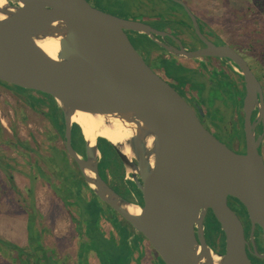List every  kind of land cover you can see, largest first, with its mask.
<instances>
[{
  "label": "water",
  "instance_id": "95a60500",
  "mask_svg": "<svg viewBox=\"0 0 264 264\" xmlns=\"http://www.w3.org/2000/svg\"><path fill=\"white\" fill-rule=\"evenodd\" d=\"M183 6L180 0H171ZM206 48L168 52L191 59L226 57L240 68L245 82L242 103L245 152L219 142L156 75L130 43L125 31L153 39L156 30L140 21L124 20L92 7L86 0H4L0 5V82L43 92L63 118V144L86 187L103 204L140 233L163 264H252L246 254L243 226L227 198L242 205L250 224L264 236V162L258 149L264 126L261 88L245 61L230 47L215 46L201 35ZM57 41L50 55L40 42ZM257 115L250 121L251 113ZM99 118L103 127L118 125L129 133L113 143L96 136L93 144L74 114ZM78 126L84 157L71 146V127ZM264 129V128H263ZM106 141L135 179L143 206L126 201L98 173L97 140ZM126 149L128 154L125 153ZM139 209L138 214L130 208ZM210 211L223 234L224 252L205 242L203 220Z\"/></svg>",
  "mask_w": 264,
  "mask_h": 264
},
{
  "label": "rangeland",
  "instance_id": "374dc122",
  "mask_svg": "<svg viewBox=\"0 0 264 264\" xmlns=\"http://www.w3.org/2000/svg\"><path fill=\"white\" fill-rule=\"evenodd\" d=\"M90 1L96 7L124 20L162 16L169 23L174 22V14L186 16L184 9L171 0ZM183 1L188 4L190 10L201 19H205L226 42L236 44L239 51L253 66H259L262 60L264 63V55H262L264 52V0ZM130 36L135 48L142 56H147L149 51L158 49L144 35ZM167 63L165 59L160 61V65L170 73L169 75L174 76L178 83H186L205 103L208 97L205 95L206 89L202 87L201 77L198 80V76L195 77L192 72L176 71ZM13 89L17 92L7 90L0 85V196H2L0 210L5 211L6 214L3 216H23L20 218L23 223L28 214V224L31 225L27 228L24 223L22 244L17 246L13 244L22 249L21 254L0 243V264H36L35 258L38 257L41 258L42 263L56 264L55 261L49 262L46 258L54 256L58 261L61 260L64 250L71 252L72 249L69 247L74 241L82 246L83 252H86L88 247L82 244V238L75 237L76 207L94 222L93 227L87 224L88 228H85L84 233L88 232L95 238L96 236L104 237L102 229H99L100 225L98 226L103 218L114 227L122 243L124 234L118 232L119 228L113 221L109 218L105 219L106 215L113 214L111 209L94 196L92 203H87L85 194L89 190L83 186L82 195V188H80L82 185L78 183V179L74 180L70 173L66 174L61 158L55 155L58 151L62 153L63 149L60 138L62 126L60 124L56 126L57 122L51 118L52 125L60 133V136L56 135L49 118L41 113L47 110L37 105H34L35 109H32L22 96L25 92L18 88ZM214 106L215 109L220 107L216 103ZM100 149L103 150L102 147ZM113 165V156L106 152L105 161L100 164V169L111 170ZM7 174L10 175V180ZM103 207L105 212L101 214ZM244 225L247 232L248 225L247 223ZM104 227L108 228L106 225ZM54 229L58 234L63 233V230L67 231L65 246H63L64 241L58 244V240L62 239L53 234ZM35 234H39V238L35 239ZM217 237L219 241L215 246L220 247L222 236L219 233ZM1 239L7 242L0 236ZM96 241L94 240L91 245L98 260L100 259L103 264H128L129 255L126 253L115 260L107 261L97 247ZM129 249L130 252L133 251L132 247ZM156 263L161 264L158 261ZM66 264L72 263L68 261Z\"/></svg>",
  "mask_w": 264,
  "mask_h": 264
},
{
  "label": "flooded vegetation",
  "instance_id": "af4514ba",
  "mask_svg": "<svg viewBox=\"0 0 264 264\" xmlns=\"http://www.w3.org/2000/svg\"><path fill=\"white\" fill-rule=\"evenodd\" d=\"M92 7L110 14L95 5L92 4L90 0H86ZM145 2L146 0H142ZM183 3V6L180 5L184 11L186 16H182L179 14H174V22L170 21L169 23L162 16H153L149 18H140V19H129L132 21H140L152 29L156 30L159 34H153V39L148 37L147 35L125 31L130 43L135 48L133 41L131 39L132 34L134 35H144L147 40H149L152 44L158 47L157 50H151L149 53L142 56L144 62L149 66V68L158 75L162 80H164L169 87L178 95L181 100L189 107V109L193 112L197 119L200 120L202 125L222 144H224L230 150L236 153H244L245 152V141H244V133H243V120L244 114L242 110L243 98L245 95V82L244 78L241 74V70L239 66L231 59L226 57H214V56H200L197 58L186 59L179 57L178 55L172 54L165 50L162 46H160L157 42L163 44L166 47L175 48L177 50L183 49L184 51H198L206 48L205 42L196 34L195 29L192 25V21L188 16L187 11H189L197 22V26L200 32V35L210 44L215 46H228L233 51H235L247 64L250 71L255 76L259 86L261 88V93L263 97L264 103V63L263 60L259 62V66H253L252 63L248 61L246 56H244L236 44L231 42H226L221 35H219L212 26H210L205 19H201L197 14H195L192 10H190L188 4L180 0ZM176 3V2H175ZM112 15V14H111ZM117 17V16H116ZM135 50H137L135 48ZM138 52V51H137ZM264 55V52H262ZM166 63H169V66L174 68L176 71L185 70L186 72H192L195 77L198 76V80L201 77L202 87L205 88V95L207 98L206 102L203 103L199 96L196 94L194 90L188 87L186 83H178L174 76L169 75L170 73L166 72L164 67L160 65V61L164 60ZM167 63V64H168ZM257 69V70H256ZM200 75V76H199ZM0 85L7 90L15 91L13 88H18L24 91L22 94L25 98V102L31 107L32 105H37L38 107H44L47 111L42 112L47 118H49V122L52 125L51 118L57 122V126L59 124L62 126L63 118L61 112L56 108L51 97L43 92L31 89H22L19 87L7 85L5 83L0 82ZM216 88V89H215ZM215 89V90H212ZM17 92V91H15ZM19 93V92H18ZM210 96V97H209ZM28 99V100H27ZM219 105L218 109H215L214 104ZM32 108V107H31ZM33 109V108H32ZM257 115V109L255 108L251 113L250 121H253ZM49 116V117H48ZM55 134L60 136L58 129L53 126L52 127ZM264 126L261 124V121L255 126V135L256 137L260 134H263L262 140L259 146V153L262 156L264 162ZM64 131V128H63ZM77 128L72 125L71 127V146L72 148L81 156L84 157L83 144L78 145L75 141ZM62 134V133H61ZM63 142V134L60 136ZM97 147L99 150V162H98V173L102 180L107 183V185L116 192L119 196H121L126 201L132 203L136 206H143L142 195L137 188L135 183V179L141 184V180L139 175L136 172L126 171L123 167L121 161L117 157L116 153L111 150L109 147L105 145L100 139L97 140ZM103 148L101 150L100 148ZM242 148V150H241ZM110 153L114 159V165L111 170H103L100 169V164L102 161H105L106 152ZM62 154L65 157H68L63 144ZM69 161L70 158L68 157ZM77 168V167H76ZM78 170V169H77ZM101 171L103 173H101ZM77 176H79L77 174ZM86 187V186H85ZM87 188V187H86ZM88 189V188H87ZM84 191V188H83ZM91 192V191H90ZM87 193L85 194L86 201L91 198L90 202L93 201V194H89L87 197ZM99 201V200H98ZM100 202V201H99ZM102 203V202H101ZM103 204V203H102ZM105 205V204H103ZM227 205L231 210L235 212L238 216L244 231V237L247 241L246 243V254L248 259L252 264H264V258H260L255 254L252 243L250 241V224L247 219L246 213L237 201L227 198ZM108 207V206H107ZM104 208V207H103ZM105 208L99 210V212L104 213ZM112 211V210H111ZM77 220L75 221V230L77 238H82V244L85 247L90 248L91 238L88 232L84 233L86 225L88 224L89 218L85 217V213H83V220L78 216L77 207ZM110 216L106 215L105 219H110L113 221L117 228H119L118 232L123 233L128 238L130 242V247L133 248L135 255H137V262L135 264H141L142 260L145 259L146 254H150V261L153 264H157L156 262H162L157 255V253L152 249L148 241L138 232H136L129 223H127L121 216L112 211ZM100 214V215H101ZM208 215V213H207ZM206 215V218H207ZM102 218V217H101ZM206 218L203 220V232L206 244L215 252L223 253L224 252V244L220 247L215 246L219 239H211L209 238L207 231V223ZM103 234L105 233L104 227L107 226L110 228V239L113 240L114 243H119V236L117 237V232L114 227L108 224L103 218L100 220ZM248 225V231L245 232V225ZM103 225V226H102ZM103 227V228H102ZM206 230V231H205ZM75 232V231H74ZM121 235V234H120ZM38 234H36L37 238ZM35 238V239H36ZM253 242L255 250L258 254L264 253V236L262 235L259 227L254 228L253 232ZM137 247V248H134ZM137 249V250H136ZM87 252L83 253V264H85V258L87 256ZM148 258V255H147ZM38 262L42 264V260L40 257L37 258ZM149 264V263H148ZM163 264V263H161Z\"/></svg>",
  "mask_w": 264,
  "mask_h": 264
},
{
  "label": "crops",
  "instance_id": "0c3cea01",
  "mask_svg": "<svg viewBox=\"0 0 264 264\" xmlns=\"http://www.w3.org/2000/svg\"><path fill=\"white\" fill-rule=\"evenodd\" d=\"M60 153V152H59ZM81 193L83 195V186L81 187ZM87 197H89L91 194L90 191H87ZM0 199H2V196H0ZM91 198H89L87 200V203H92V201L90 202ZM14 210V209H13ZM41 211V210H40ZM15 212V211H14ZM77 212H78V216L79 219L81 218L83 220V211L80 210V208L77 207ZM21 213H23V211H21ZM3 214H6L5 211H1L0 210V236L5 238V240H7V242L11 243L12 245L14 244L15 246L22 244L21 242L23 241V230L26 225V227L28 228V224L29 222V216L28 214H26V221L24 223L21 221L20 218H23V216H6ZM18 214V213H17ZM25 214V213H24ZM23 215V214H22ZM85 217L86 213H85ZM88 224H90L91 227H93L92 225L94 224L93 221H91L89 219ZM24 225V226H23ZM101 225V221H99L98 226ZM103 226V225H102ZM86 227L88 228V225H86ZM104 227V226H103ZM102 227V228H103ZM96 229H98V227H95ZM99 229L100 226H99ZM105 233H104V237H99L96 236L93 237V235H90L91 238V243L95 240H97V244H99V249L102 250L105 258L107 261L110 262V260H115L118 257H120L121 255L123 256L125 253L129 255V259H128V264H135L137 262V255L134 254V252H130V242L128 241L127 236L125 235L124 239H123V246L122 243H114L113 240L110 239V233H111V229L110 228H103ZM111 230V231H110ZM94 231V230H93ZM96 232V231H95ZM66 230H63V233L58 234L56 233V230L54 229L53 234L57 236V238H61L62 240H58V244H62L63 242V246L66 245ZM96 233H100V232H96ZM39 236V234H38ZM37 236V237H38ZM35 238H36V234H35ZM39 238V237H38ZM2 240V239H1ZM4 241V240H3ZM6 242V241H5ZM75 242V241H74ZM72 243L71 247H69L71 250L67 251L64 250L65 252H63L62 255V259L61 260H57L56 257L54 256H49V262H54L56 264H66V262L70 261L72 264H83V251H82V246L80 244ZM80 245V246H79ZM81 247V248H80ZM137 248V247H134ZM95 250L93 249V247L91 246V248H88V252H87V256L85 258V264H103V262L96 256V254L94 253ZM60 254V253H59ZM148 255V258H147ZM70 256V259H69ZM150 254L147 253L146 254V258L142 260L141 264H153V262L150 261ZM74 261V262H73Z\"/></svg>",
  "mask_w": 264,
  "mask_h": 264
},
{
  "label": "bare ground",
  "instance_id": "6f19581e",
  "mask_svg": "<svg viewBox=\"0 0 264 264\" xmlns=\"http://www.w3.org/2000/svg\"><path fill=\"white\" fill-rule=\"evenodd\" d=\"M3 3L4 0H0V5H2ZM39 46L53 56L58 50L57 41H45L43 43L40 42ZM72 121L78 123L81 126L83 134L90 145L93 144L94 138L99 135L107 137L113 143L123 142L129 137V133L122 127L118 125H113L110 128L103 127L102 121L99 118H93L85 114H74V116H72ZM125 153L128 154L127 149ZM130 212L133 214H138L139 209L131 207Z\"/></svg>",
  "mask_w": 264,
  "mask_h": 264
},
{
  "label": "trees",
  "instance_id": "16d2710c",
  "mask_svg": "<svg viewBox=\"0 0 264 264\" xmlns=\"http://www.w3.org/2000/svg\"><path fill=\"white\" fill-rule=\"evenodd\" d=\"M33 109H35V107H34V105H32L31 106ZM56 124V126L58 125L57 123H55ZM76 128H77V132H76V136H75V141H76V143L78 144V145H82L83 144V139H82V136H81V133H80V130H79V128H78V126L77 125H75V124H73ZM0 127H1V125H0ZM63 128H64V125L62 124V134H63ZM99 140V139H98ZM103 143H105V145L107 146V147H109L111 150H113L112 149V147L106 142V141H104L103 139H100ZM55 155H57L59 158H61V162L64 164V166H65V172H66V174L68 175L69 173H70V175H71V177L75 180V179H78V183L79 184H81L82 186H86L85 185V183L83 182V179H82V177H81V175H80V172L77 170V168H76V165H75V163L71 160V161H69V159H68V157H65L62 153H59V151L55 154ZM2 167V166H1ZM77 174L79 175V176H77ZM7 177H8V179L10 180V175L9 174H7ZM81 186V187H82ZM80 187V188H81ZM89 190V189H88ZM90 191V190H89ZM94 196V195H93ZM95 197V196H94ZM96 198V197H95ZM231 199H233V200H235V201H237L236 199H234V198H231ZM238 202V201H237ZM242 206V205H241ZM244 209V208H243ZM206 225H207V231H208V237L209 238H213V239H219L218 237H217V235L220 233L221 234V236H222V245L221 246H223V234H222V232H221V230H220V227H219V224L217 223V221L215 220V218H214V216L212 215V213L210 212V211H208V215H207V218H206ZM94 242V241H93ZM93 242H92V244H93ZM0 243L1 244H3V245H5V246H7V247H11V248H13V249H15V250H17V252L19 253V254H21L23 251H22V249H20V248H18V247H15L14 245H11L10 243H7V242H5V241H2V240H0ZM91 246L92 245H90V248H91ZM97 247L98 248H100L99 247V244H97ZM94 249V248H93ZM101 252H102V250H101ZM103 253V252H102ZM49 257H47L46 258V260H48L49 261V259H48ZM35 262H38V260H37V258H35ZM162 263V262H161ZM36 264H38V263H36ZM40 264V263H39ZM42 264H46V262H43Z\"/></svg>",
  "mask_w": 264,
  "mask_h": 264
}]
</instances>
